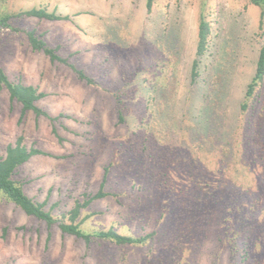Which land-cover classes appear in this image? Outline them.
I'll list each match as a JSON object with an SVG mask.
<instances>
[{
	"label": "rangeland",
	"instance_id": "374dc122",
	"mask_svg": "<svg viewBox=\"0 0 264 264\" xmlns=\"http://www.w3.org/2000/svg\"><path fill=\"white\" fill-rule=\"evenodd\" d=\"M147 2L0 0V16L44 8L69 17L0 27V67L45 93L36 106L47 114L20 123L22 105L2 90L0 157L20 136L51 155L32 156L15 180L57 221L27 215L0 191V264H264V80L242 109L264 9L153 0L149 12ZM202 9L211 32L193 83ZM32 31L68 64L33 51ZM101 189L75 221L91 242L64 234L59 223ZM109 229L147 241L94 235Z\"/></svg>",
	"mask_w": 264,
	"mask_h": 264
},
{
	"label": "trees",
	"instance_id": "16d2710c",
	"mask_svg": "<svg viewBox=\"0 0 264 264\" xmlns=\"http://www.w3.org/2000/svg\"><path fill=\"white\" fill-rule=\"evenodd\" d=\"M148 11L151 12L153 8V0H147ZM256 6L264 9V0H249ZM33 17L42 20L49 21H61L69 19L68 16L63 17L55 13H50L44 8L32 9L28 11L20 12L17 15H3L0 16V27L11 28L10 20L13 17ZM211 26L207 20L205 10L202 9L199 17L198 26V42H197V52L196 58L194 59L191 72V80L193 83L196 82L199 76V64L200 60L205 56L209 48ZM30 46L35 52H43L48 56L53 63L60 62L68 64L67 59L60 57L56 50L49 48L42 37H39L34 31L28 33ZM73 70L78 74L81 80L86 81L88 84H92L91 78H88L82 70L77 69L72 66ZM264 80V47L261 49L257 64L256 72L252 79L250 85H248L246 92V101L242 105V109L246 110L248 106V100L254 95L255 90ZM7 89L10 93L12 101H17L22 105V113L19 122L22 123L24 116L28 112H34L37 116L47 115L41 108L36 106V102L46 96L45 93L39 92L38 88L34 86L24 85L22 83H16L10 81L7 74L0 67V93L2 90ZM212 114V112H209ZM24 138L20 136L15 143L9 144L6 149V156L0 157V191L6 196V198L14 202L19 208H21L27 215L36 217L42 221L47 222L49 226L57 223L56 219L49 213L45 211V203H39L28 197L22 188V186L15 180V175L18 169L26 163L32 156L35 155H45L51 156L39 149L33 148L28 149L23 143ZM105 181V180H104ZM104 186V182H103ZM102 186V187H103ZM107 194L101 189L96 195L89 197L82 204L80 202L76 203V206L71 210V223L61 222L59 226L64 234H69L76 236L78 238H83L87 243L91 242L92 235L84 234L80 229V224L75 223L80 215L82 209L88 207L90 203L96 199L105 197ZM100 239L108 240L116 245H145L147 238H133L129 236H124L119 234L114 229H109L107 231H99L94 234Z\"/></svg>",
	"mask_w": 264,
	"mask_h": 264
}]
</instances>
